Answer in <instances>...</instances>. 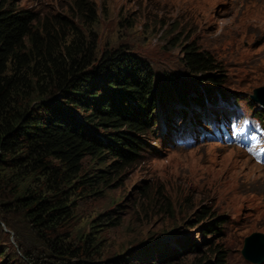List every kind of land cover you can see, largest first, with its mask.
<instances>
[{"label":"rangeland","instance_id":"1","mask_svg":"<svg viewBox=\"0 0 264 264\" xmlns=\"http://www.w3.org/2000/svg\"><path fill=\"white\" fill-rule=\"evenodd\" d=\"M77 1L18 0L17 6L48 19L63 18L84 34L92 9L98 20L91 28L97 58L119 49L152 70L149 112L154 125L145 135L132 133L142 143L137 162L122 167L104 194L76 201L73 236L89 232L90 222L110 213L118 224L96 229L101 255L95 262L148 250L153 241L173 246L187 239L198 250L176 254L177 264H215L217 251L220 264H251L241 250L246 237L264 235V163L250 149L218 141L219 132L193 143L178 138L190 124L193 137L204 135L209 130L204 122L221 116V110L264 125V106L250 100L255 89L264 87V0H86L80 7ZM186 47L209 57L213 69L198 73L187 68ZM209 75L218 82L207 81ZM173 114L166 128L164 116ZM104 159L113 163L108 154ZM92 165L89 159L83 162L84 169ZM3 222V260L31 264L20 244L32 233L17 215Z\"/></svg>","mask_w":264,"mask_h":264},{"label":"trees","instance_id":"2","mask_svg":"<svg viewBox=\"0 0 264 264\" xmlns=\"http://www.w3.org/2000/svg\"><path fill=\"white\" fill-rule=\"evenodd\" d=\"M17 2L0 0V219L17 215L32 233L29 246L20 244L24 259L31 264H177L176 254L198 250L187 239L173 246L153 241L148 250L95 262L101 255L96 229L118 224L110 213L90 222L89 232L73 236L76 201L104 194L122 167L137 162L142 143L132 133L145 135L154 125L149 112L154 76L143 61L119 49L97 58L91 28L98 20L92 9L84 34L63 18L21 10ZM184 63L193 72L213 69L211 59L192 47H186ZM207 81L218 79L209 75ZM107 154L113 163L107 164ZM86 159L93 165L84 169ZM5 256L0 252V264H7Z\"/></svg>","mask_w":264,"mask_h":264},{"label":"water","instance_id":"3","mask_svg":"<svg viewBox=\"0 0 264 264\" xmlns=\"http://www.w3.org/2000/svg\"><path fill=\"white\" fill-rule=\"evenodd\" d=\"M253 104L264 106V87L257 88L250 96ZM243 259L251 264H261L264 262V235L253 233L246 237L241 250Z\"/></svg>","mask_w":264,"mask_h":264},{"label":"bare ground","instance_id":"4","mask_svg":"<svg viewBox=\"0 0 264 264\" xmlns=\"http://www.w3.org/2000/svg\"><path fill=\"white\" fill-rule=\"evenodd\" d=\"M166 116H164V118H165L164 126H166V128H168V127L171 128L172 122L174 121V118H175L176 114H173L171 116H169V115H166ZM189 126L192 127V128H194L192 124H190ZM169 134H171V132H169Z\"/></svg>","mask_w":264,"mask_h":264}]
</instances>
